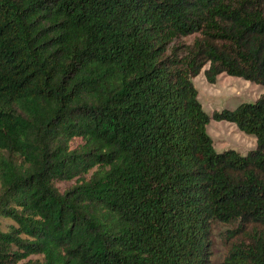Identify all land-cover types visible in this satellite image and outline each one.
I'll return each instance as SVG.
<instances>
[{"label": "trees", "instance_id": "1", "mask_svg": "<svg viewBox=\"0 0 264 264\" xmlns=\"http://www.w3.org/2000/svg\"><path fill=\"white\" fill-rule=\"evenodd\" d=\"M207 65L264 88V0H0V264H208L216 221L264 264V93L211 116Z\"/></svg>", "mask_w": 264, "mask_h": 264}, {"label": "rangeland", "instance_id": "2", "mask_svg": "<svg viewBox=\"0 0 264 264\" xmlns=\"http://www.w3.org/2000/svg\"><path fill=\"white\" fill-rule=\"evenodd\" d=\"M187 41H191V38H187ZM206 68L208 65L194 78V83L199 90V100L203 108L211 116L224 108L234 109L243 102H254L264 93L261 85L227 74L220 75L216 83H210L204 74ZM207 131L213 137L214 147L219 152L231 148L246 154L257 147L254 135L244 133L236 124L225 120L211 118ZM76 144L73 143V147ZM74 183V180L62 181L58 182V186L64 190ZM232 227V224L220 221L211 224L208 264H220L223 261L227 250V231Z\"/></svg>", "mask_w": 264, "mask_h": 264}]
</instances>
